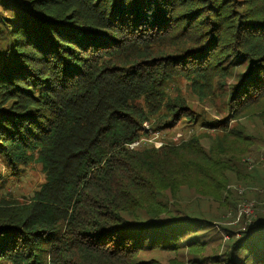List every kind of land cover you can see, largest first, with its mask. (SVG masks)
Here are the masks:
<instances>
[{
    "label": "trees",
    "instance_id": "16d2710c",
    "mask_svg": "<svg viewBox=\"0 0 264 264\" xmlns=\"http://www.w3.org/2000/svg\"><path fill=\"white\" fill-rule=\"evenodd\" d=\"M175 78L199 97L219 88L228 116L170 96ZM199 117L207 147L197 134L130 147L146 125ZM250 153L264 157V0H0V162L44 175L27 200L0 196V264H264V210L237 236L213 225L258 210ZM215 228L227 241L205 256Z\"/></svg>",
    "mask_w": 264,
    "mask_h": 264
},
{
    "label": "rangeland",
    "instance_id": "374dc122",
    "mask_svg": "<svg viewBox=\"0 0 264 264\" xmlns=\"http://www.w3.org/2000/svg\"><path fill=\"white\" fill-rule=\"evenodd\" d=\"M166 91L170 94V96H176L180 94L185 98L188 102L189 107L197 114H201L205 120H213L219 119L224 120L228 115V111L226 106L224 105L223 98L219 94V88H215L212 93L207 94L205 97H199V95L192 90L188 81L183 78H175L167 84ZM200 119L195 123V125H191L192 122H187L186 120H181L177 122L172 127H166L158 132H154L148 129V125L145 126L147 128L146 135H143L138 141L132 143L130 145L131 148L143 146H160L163 143H172L177 144L183 140H188L191 135L197 134L203 137L202 145L207 147L210 143L207 138H205L206 134H210L214 136L215 131L207 128L203 123L200 124ZM242 122L245 127V131L250 134H259L261 132V124L260 121L255 119H242ZM230 127H232L235 123L234 120H230ZM209 137V139H210ZM253 150L256 151V147H252ZM245 155V154H244ZM243 155V156H244ZM241 156L240 159L246 160V164L249 166L248 168L260 170L264 167V157L259 156L256 153H250L246 156ZM243 158V159H242ZM1 169V178H0V196L12 194L13 197L17 198L20 201L27 200L32 193L37 190L38 186L43 182L44 175L40 171V167L36 164H31L26 170L20 174L9 175L7 172L6 166L0 162ZM251 187H256L258 189V196L262 199H256L254 197H249L253 203L257 201L258 210L254 209L251 202H245L239 206V209L245 216H241V214H232L231 213L222 215V218L219 220H214L213 225L219 227H226L234 230L236 236L238 235V230H243L248 222L251 220V217H256L261 210H264V207L261 208V204H264V191L262 189L261 184L258 181H254L251 184ZM236 187H240L239 192L246 193L248 195L253 196V193L256 192L255 188H248V185H244L242 183L236 184ZM253 189V190H251ZM242 193V194H243ZM249 201V199H248ZM216 208V205H212ZM257 211V213H256ZM253 214V215H252ZM261 214V213H260ZM262 214H264L262 212ZM208 238L209 248L205 256L212 255L215 253L222 254L223 246L227 241L228 235L226 232L219 229H212L205 232L202 235V238ZM152 257L158 261L159 264H186V260L189 255L186 253L180 254H172V253H156L153 254ZM189 264V263H188Z\"/></svg>",
    "mask_w": 264,
    "mask_h": 264
}]
</instances>
